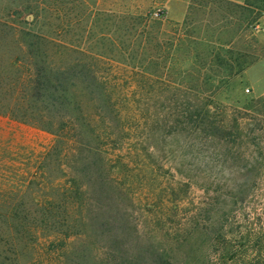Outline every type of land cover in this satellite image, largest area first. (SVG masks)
<instances>
[{"label":"rangeland","instance_id":"374dc122","mask_svg":"<svg viewBox=\"0 0 264 264\" xmlns=\"http://www.w3.org/2000/svg\"><path fill=\"white\" fill-rule=\"evenodd\" d=\"M0 23L3 81L58 70L94 121L61 149L0 113V203L74 204L13 264H264V0H0Z\"/></svg>","mask_w":264,"mask_h":264},{"label":"trees","instance_id":"16d2710c","mask_svg":"<svg viewBox=\"0 0 264 264\" xmlns=\"http://www.w3.org/2000/svg\"><path fill=\"white\" fill-rule=\"evenodd\" d=\"M10 30V26L0 23V39L10 34ZM40 44H48L55 51L58 46L53 41H41ZM32 69L34 75L27 80V85L23 88L26 92L22 94L17 92L14 84L4 82L0 76V113L52 134L55 137L54 146L68 148L76 141L75 131L79 129V124L94 121L86 115L85 108L73 102L72 91L68 88L69 80L63 78L58 70L54 72L47 66L42 69L37 64H33ZM26 95L30 98L29 102L25 101ZM99 109L101 111L103 108H98L97 111ZM94 148L98 150L99 146ZM62 205L60 208L59 203L53 202L34 204V214L28 215L24 210L27 207L22 203H0V209L5 212V216L0 215V264H13L15 244L12 233L22 235L41 230L52 240H57L60 235L70 236L66 231L69 232L74 227L71 215L74 204ZM62 229L65 232H61Z\"/></svg>","mask_w":264,"mask_h":264},{"label":"crops","instance_id":"0c3cea01","mask_svg":"<svg viewBox=\"0 0 264 264\" xmlns=\"http://www.w3.org/2000/svg\"><path fill=\"white\" fill-rule=\"evenodd\" d=\"M225 1L233 4H242L244 2V0H225Z\"/></svg>","mask_w":264,"mask_h":264}]
</instances>
